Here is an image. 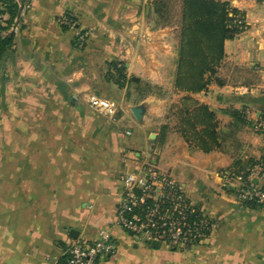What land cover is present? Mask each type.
Here are the masks:
<instances>
[{"label": "crops", "instance_id": "obj_1", "mask_svg": "<svg viewBox=\"0 0 264 264\" xmlns=\"http://www.w3.org/2000/svg\"><path fill=\"white\" fill-rule=\"evenodd\" d=\"M216 1L242 12L246 30L225 41L217 73L194 94L175 87L178 0L170 26L154 0L27 1L0 62V264H64L72 242L102 229L115 252L99 264H264V206L241 203L221 178L237 162L264 161V0ZM112 63L125 67L124 87L106 79ZM140 104L142 123L131 111ZM201 106L218 146L194 135L205 128L192 125ZM146 167L206 212L213 227L202 243L153 246L115 225L125 177Z\"/></svg>", "mask_w": 264, "mask_h": 264}, {"label": "built area", "instance_id": "obj_2", "mask_svg": "<svg viewBox=\"0 0 264 264\" xmlns=\"http://www.w3.org/2000/svg\"><path fill=\"white\" fill-rule=\"evenodd\" d=\"M60 23L71 26L66 18ZM235 24L246 30L244 18L238 17ZM78 39L81 44L85 41L82 35ZM90 104L107 114L114 112L107 101L91 99ZM257 129L264 131V119L258 121ZM221 178L225 186L235 189L241 203L264 206V162L247 171L231 167L222 172ZM115 225L132 237L150 243L158 242L173 249L202 243L213 227L206 212L188 199L174 179L152 167L125 177ZM114 252L112 235L109 230L102 229L92 242H72L67 248L64 264H99L101 259Z\"/></svg>", "mask_w": 264, "mask_h": 264}, {"label": "trees", "instance_id": "obj_3", "mask_svg": "<svg viewBox=\"0 0 264 264\" xmlns=\"http://www.w3.org/2000/svg\"><path fill=\"white\" fill-rule=\"evenodd\" d=\"M175 2L176 0H154V12L160 25H171ZM26 3L27 0H0V62L14 45V36L9 35V31L18 19L20 6L26 7ZM177 4L179 50L175 87L184 93H200L206 90L210 83L209 78L217 73L225 58V41L232 40L243 32L235 22L238 17L244 18V14L228 2L216 0H178ZM78 44V41L75 42L76 46H79ZM106 79L124 87L127 82L125 67L118 63L109 64ZM130 82L139 83V80L133 78ZM218 84L223 85L221 81H218ZM233 117L244 122V117L239 112H234ZM214 120L215 117L208 108L201 106L193 124L191 120L189 122L193 126L196 123L205 126L201 132L194 135L211 147L219 145L217 123ZM211 147H205L204 150L211 151ZM259 162L264 161H251L249 165L237 162L232 167L247 171ZM246 205L258 206L254 203Z\"/></svg>", "mask_w": 264, "mask_h": 264}, {"label": "water", "instance_id": "obj_4", "mask_svg": "<svg viewBox=\"0 0 264 264\" xmlns=\"http://www.w3.org/2000/svg\"><path fill=\"white\" fill-rule=\"evenodd\" d=\"M23 10H24V6L21 5V6H20V10H19V14H18V19H17V21H16V23H15V25H14L13 30L17 27V25H18V23H19V20H20V17H21V14H22ZM12 34H13V31H11V32L9 33V35H12ZM131 111H132V113H133L135 119L137 120V122H138V123H142L143 116H144V113H145V111H146V105H145V104H140V105L134 106V107H132ZM255 183H256V180H255ZM71 235H72L74 238H76L77 235H78V232L75 231V230H72V231H71ZM152 245H153V246H158L159 243H158V242H152Z\"/></svg>", "mask_w": 264, "mask_h": 264}]
</instances>
